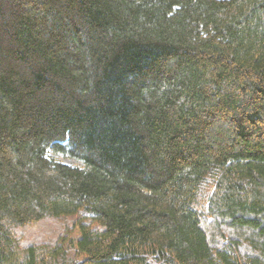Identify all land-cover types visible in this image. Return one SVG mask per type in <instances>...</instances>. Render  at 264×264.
I'll list each match as a JSON object with an SVG mask.
<instances>
[{
    "label": "trees",
    "instance_id": "1",
    "mask_svg": "<svg viewBox=\"0 0 264 264\" xmlns=\"http://www.w3.org/2000/svg\"><path fill=\"white\" fill-rule=\"evenodd\" d=\"M0 264H264V0H0Z\"/></svg>",
    "mask_w": 264,
    "mask_h": 264
},
{
    "label": "rangeland",
    "instance_id": "2",
    "mask_svg": "<svg viewBox=\"0 0 264 264\" xmlns=\"http://www.w3.org/2000/svg\"><path fill=\"white\" fill-rule=\"evenodd\" d=\"M49 158L54 159L60 163H63L65 165L69 166H75V167H80L81 164L73 159L67 158L61 154H54V153H49Z\"/></svg>",
    "mask_w": 264,
    "mask_h": 264
}]
</instances>
